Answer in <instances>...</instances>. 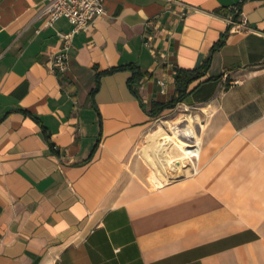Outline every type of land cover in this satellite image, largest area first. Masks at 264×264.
<instances>
[{
	"label": "crops",
	"instance_id": "0c3cea01",
	"mask_svg": "<svg viewBox=\"0 0 264 264\" xmlns=\"http://www.w3.org/2000/svg\"><path fill=\"white\" fill-rule=\"evenodd\" d=\"M104 3L55 73L72 23L0 0V264H264V0ZM209 55L181 102L206 115L202 168L153 189L131 170L145 107Z\"/></svg>",
	"mask_w": 264,
	"mask_h": 264
},
{
	"label": "bare ground",
	"instance_id": "6f19581e",
	"mask_svg": "<svg viewBox=\"0 0 264 264\" xmlns=\"http://www.w3.org/2000/svg\"><path fill=\"white\" fill-rule=\"evenodd\" d=\"M185 110L189 106L185 105ZM200 114L189 112L179 114L176 122L166 129L162 119L155 128L145 134L147 143L139 150L150 167L149 181L153 189H162L176 184L179 180L194 177L202 168V137L199 129L203 126Z\"/></svg>",
	"mask_w": 264,
	"mask_h": 264
},
{
	"label": "built area",
	"instance_id": "2783aa9c",
	"mask_svg": "<svg viewBox=\"0 0 264 264\" xmlns=\"http://www.w3.org/2000/svg\"><path fill=\"white\" fill-rule=\"evenodd\" d=\"M239 13L238 7L230 11ZM106 12L104 0H46L43 13L48 16V24L53 25L56 20L66 17L72 23L70 31H58L63 42L60 51L54 53L50 59V69L55 73H66L69 69V50L72 47L74 36L81 30L89 28L95 20ZM230 21L233 16H226ZM235 22V21H234ZM238 26L245 25L240 21ZM164 86V81H159Z\"/></svg>",
	"mask_w": 264,
	"mask_h": 264
},
{
	"label": "trees",
	"instance_id": "16d2710c",
	"mask_svg": "<svg viewBox=\"0 0 264 264\" xmlns=\"http://www.w3.org/2000/svg\"><path fill=\"white\" fill-rule=\"evenodd\" d=\"M210 62H211V55H209V57L206 59L205 63L203 64V66L200 69H195V70H191V69H178L175 79H176V84H177V93L176 95L166 101V102H159V101H154L152 103V105L150 106V108H146L148 114L153 116L155 119L158 118L164 111L168 110V109H173L175 108L179 103L181 102H185L187 96L189 95L190 91H189V86L190 84L202 77L207 69L210 66ZM118 68H113L111 69V72L117 70ZM141 78V73L139 71H134L133 75L130 77L129 82L131 83V86L137 82V80H139ZM134 93L139 97L140 94L137 91V89H133ZM142 100V99H141Z\"/></svg>",
	"mask_w": 264,
	"mask_h": 264
},
{
	"label": "rangeland",
	"instance_id": "374dc122",
	"mask_svg": "<svg viewBox=\"0 0 264 264\" xmlns=\"http://www.w3.org/2000/svg\"><path fill=\"white\" fill-rule=\"evenodd\" d=\"M185 103H179L175 108L173 109H168L166 111H164L158 118L155 119L153 125L150 127V130H153L155 128V125L157 123V120L162 119L163 121H167L164 123L165 127L167 130H169L171 132L170 129V124H174L176 122V119L178 118L179 114H181L182 112H189L193 115L196 114H200L201 119L204 120L205 118V114L203 113L204 110H202V105H188L189 106V110H185ZM147 143L145 135L141 138V140L139 141V143L137 144V146L135 147L134 153H133V158H132V173L133 176H137V177H142L143 181L145 182V184H147L148 186H150L151 188H153V186L151 185L148 177L150 174V167L149 165L146 163V161L144 160V158L140 155L139 150ZM203 164V162H202ZM190 178L184 179V180H179L177 183H181L184 182L186 180H188ZM171 186V185H170Z\"/></svg>",
	"mask_w": 264,
	"mask_h": 264
}]
</instances>
